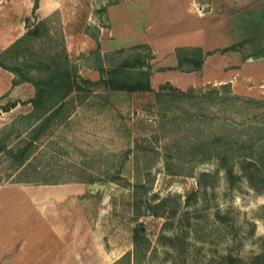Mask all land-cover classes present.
<instances>
[{"label":"rangeland","instance_id":"374dc122","mask_svg":"<svg viewBox=\"0 0 264 264\" xmlns=\"http://www.w3.org/2000/svg\"><path fill=\"white\" fill-rule=\"evenodd\" d=\"M54 2L58 8L48 16L54 41L46 38L45 44L56 45L63 31L84 77H100L99 61L91 53L99 44L108 65V54L116 59L142 52L152 64L155 90L166 82L198 91L231 82L236 94L264 98V0H44L50 8ZM33 5L34 0H0L1 10ZM234 44L237 49L222 50ZM180 46L213 52L199 70H180ZM121 48L126 50L116 52ZM9 74L0 71V135L14 131L15 145L27 136L20 116L31 109L24 102L35 88L25 82L13 92ZM105 95L72 101L69 117L52 127L32 155L46 177L83 176L93 182L17 181L18 173L1 156L0 262L24 246L33 250L30 264H42L22 235L42 226L46 234L61 229L71 235L74 248L66 246L67 253H61L62 259L72 254L70 264H116L128 252L132 264H230L229 256L238 264H253L264 254V191L244 178L230 185L216 160L200 162L190 151L193 141L242 125L236 107L177 99L159 103L154 92ZM14 100L20 101L17 106L1 110ZM57 186L73 189L59 194ZM161 198H166L164 216L146 211V202ZM19 210L23 216L16 222L11 215ZM10 222L22 233L14 237V249L3 254L1 248L11 245ZM136 228L144 239L134 259Z\"/></svg>","mask_w":264,"mask_h":264},{"label":"trees","instance_id":"16d2710c","mask_svg":"<svg viewBox=\"0 0 264 264\" xmlns=\"http://www.w3.org/2000/svg\"><path fill=\"white\" fill-rule=\"evenodd\" d=\"M39 4L40 0H34L32 14L25 19L26 31L0 51V66L14 74L12 85L29 82L35 88L33 96L24 102L30 103L31 109L20 116L21 130L27 131L26 138L14 145L11 142L14 131L0 135V163L1 156L4 155L14 172L18 173L17 181L93 182V179L83 176L67 180L46 177L42 168L34 165L32 155L35 147L50 133L54 125L69 117V105L72 101L102 97L109 92H154L159 103L177 99L208 107L212 103L236 107L235 114L242 117V125L231 129L224 128L225 130L210 134L199 141H193L190 151L192 155L199 157L200 162L216 160L230 185H235L244 178L255 190L264 191V98L236 94L231 82L199 91L193 86L181 89L166 82L155 90L152 85V64L142 52L127 53L116 59L108 54L107 57L112 61L108 65L105 64V55H102L99 44L91 53L95 54L99 61L97 69L100 71V77L96 80L84 77L80 73L78 63L68 52L63 31L56 45L45 44L46 38L54 41V34L49 25V17L38 19ZM33 18L36 19L35 22L32 21ZM237 48L238 45L234 44L222 50ZM125 50L121 48L116 52L122 54ZM176 51L177 68L186 71L199 70L203 66L205 55L213 52L205 53L199 46H180ZM99 87L103 88L104 94L97 90ZM19 102L10 101L2 106L1 110L9 111ZM17 134L19 135L20 131ZM165 205L166 198H161L157 203L148 201L146 211L156 216H164ZM143 237L142 229L136 228L133 235L136 248L134 259L138 258L139 243ZM123 258L128 260L127 264H132V253H126ZM254 259L253 264H261L264 254H259ZM122 260L116 264H121ZM228 260L230 264H238V259L233 256H229Z\"/></svg>","mask_w":264,"mask_h":264},{"label":"crops","instance_id":"0c3cea01","mask_svg":"<svg viewBox=\"0 0 264 264\" xmlns=\"http://www.w3.org/2000/svg\"><path fill=\"white\" fill-rule=\"evenodd\" d=\"M58 3L56 4L54 2L53 6L50 8L44 3V0H40L39 8L37 10L38 19L48 17L51 13H53V11H55L58 8ZM7 8L8 7L5 6L4 10L0 9V51L5 49L8 45H10L13 41H15L19 36H21L26 31L25 18L26 16L31 15V11H32L31 6H27L26 8H22V9L17 8L14 10L13 8H11L12 10H9ZM11 29L13 31H9ZM68 37L69 36L67 35V39ZM3 69L4 68L0 66V71H9L7 69H4V70ZM9 72H10L9 75H11V79H13L14 74L11 71ZM11 85H12V80H11ZM15 87L12 85L10 90L14 89ZM1 94L3 93L0 92V95ZM38 184H48V183H38ZM53 189L55 190L54 191L55 193L64 194L68 190L73 189V188H70V187L67 188V186H57V187H54ZM8 199H13L14 202L16 200V203H20L21 201H23L18 198L16 199L8 198ZM32 203H36V202H32ZM18 207L21 208L20 205ZM21 216H23L21 210L17 212V215H11L12 219H14L16 222ZM19 221L18 223H20L19 224L20 226L25 225L24 219L23 220L20 219ZM10 225H11V229L7 230V234H8L7 241L10 242L11 245L9 247L10 249L1 248L3 254L5 251H12L11 247H13L14 249L15 247L14 237L16 235H19L18 233H22V232H18L19 229L16 228L18 224H14L13 222H10ZM13 228H16L15 231L13 230ZM41 229H44V227L42 226V228L35 230L32 233L28 232L26 235L22 234L23 236L28 237V240H26V244L31 245L34 249V254L38 255L37 258L40 260H36V261L42 262V264H47V261H50L47 258L52 257V256L54 257L55 255L58 254V257L57 258L55 257L54 259L55 261H51L52 262L51 264H54V263L55 264H70L69 262L71 261L72 254H67V257L64 256V259H62L61 253L62 252L67 253L68 248L69 250H71V248H74L73 240L72 241L70 240V238H72L71 235L61 229L60 230L51 229L49 233L47 234H46L47 231L44 232ZM37 234H40V236L37 237ZM66 246H68V248ZM63 247H66V248H63ZM31 252L33 253L32 249L23 246L18 252H16V254L12 258L4 260L0 262V264H30L31 261L29 260L28 257L30 256L29 254ZM25 258L27 259V262L24 261L25 263L18 260V259H25ZM74 258L78 262V259L75 256Z\"/></svg>","mask_w":264,"mask_h":264},{"label":"water","instance_id":"95a60500","mask_svg":"<svg viewBox=\"0 0 264 264\" xmlns=\"http://www.w3.org/2000/svg\"><path fill=\"white\" fill-rule=\"evenodd\" d=\"M103 185L102 184H92V185H90V187H92V188H98V187H102Z\"/></svg>","mask_w":264,"mask_h":264}]
</instances>
